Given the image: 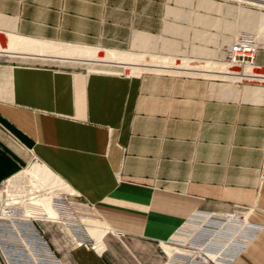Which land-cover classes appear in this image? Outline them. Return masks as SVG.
I'll return each instance as SVG.
<instances>
[{
    "label": "crops",
    "instance_id": "1",
    "mask_svg": "<svg viewBox=\"0 0 264 264\" xmlns=\"http://www.w3.org/2000/svg\"><path fill=\"white\" fill-rule=\"evenodd\" d=\"M90 9L88 0H0V187L38 161L111 231L98 253L78 245L93 241L85 228L39 225L62 264H169L164 248L186 222L235 207L259 229L220 263L264 264V76H116L23 51H104Z\"/></svg>",
    "mask_w": 264,
    "mask_h": 264
},
{
    "label": "rangeland",
    "instance_id": "2",
    "mask_svg": "<svg viewBox=\"0 0 264 264\" xmlns=\"http://www.w3.org/2000/svg\"><path fill=\"white\" fill-rule=\"evenodd\" d=\"M88 2L91 7L88 14L98 18L97 29L99 34H104L101 36L104 45L100 46L102 42H99V48L105 50L68 47V51H62L51 57L61 45L35 43L38 49L43 53L46 52L49 57L33 58V60L54 62L58 66L68 67L69 70L101 71L127 77L145 74L192 76L193 71L216 76H209L210 79H221V75L222 77L226 75L235 81H242L252 75L264 76L263 70H256L258 54L252 66L232 63L227 57L231 45L242 36L251 37L258 48V53L264 51V0H187L184 4L182 0H88ZM204 3L214 4L217 9L208 11L202 6ZM176 10L183 11L185 17L175 19L172 12ZM50 45L57 50L53 51V47L49 48ZM87 50L99 51L101 56L95 58L87 54L86 57L62 55L66 52L85 55ZM115 55L129 57L130 60L107 59L108 56L115 57ZM144 56L148 57V64L143 61ZM62 57H67L68 60ZM133 66L139 68L133 71L131 69ZM37 163L40 162H30L20 174L35 179L39 193L43 194L33 202L36 209L26 213L29 217L35 218L38 225L49 222L63 224L59 221V215L53 213L56 207L55 200H64L66 205L68 202V218H70L68 227L75 224L78 229L85 228L87 237L96 241V251L103 253L105 251L103 237L111 231L96 219V214L92 213L81 199L76 197V192L73 196L69 195L68 191L51 190L48 185L49 180L45 181L43 177L30 174V170ZM233 218L229 217L228 220H234ZM190 221L193 222V219L186 222L182 228L192 227ZM244 228L245 226L240 228L233 238L228 239V242L233 243L238 238L241 241H237L236 244H241L245 239L241 236ZM68 231L70 232V229ZM180 233L181 231L175 235L174 240L179 239ZM164 249L169 250V264H182L171 260V247L165 246Z\"/></svg>",
    "mask_w": 264,
    "mask_h": 264
},
{
    "label": "built area",
    "instance_id": "3",
    "mask_svg": "<svg viewBox=\"0 0 264 264\" xmlns=\"http://www.w3.org/2000/svg\"><path fill=\"white\" fill-rule=\"evenodd\" d=\"M256 51L257 48L251 37L242 36L231 45L227 57L230 62L244 66L252 64ZM10 190L14 201L22 200L20 197L22 191L20 192L19 187H10ZM9 201H12L10 196L8 197L4 193L2 208L11 217L0 219V260L2 264H62L55 251L48 244L37 222L31 219L24 220L19 216L14 217L16 210L21 212L20 204L11 206L8 205ZM55 205L58 209L60 208L62 219L70 220L68 218V202L66 205L64 200H55ZM245 211L241 207H235L225 216H217L215 213H197L200 216H194L192 217L194 221H190L193 228L191 227L190 230L182 229L183 232L180 234L181 237L187 238L186 242L173 243V245L185 250L187 254H176L175 257L182 260L183 264H217L210 258V255L217 256L215 259L218 262L227 260L230 250L241 246V244H236L237 241L240 242L241 240L237 238V241L234 240L223 251H220L223 244H218L217 241H227L233 238L235 233L244 225L245 228L241 235L245 238L244 241L252 235L251 233L254 234L259 229L246 223ZM66 212H68V216ZM229 217H234V220H228ZM235 217L238 219L235 220ZM69 227L74 232L79 230L75 224H71ZM78 245L97 252L94 241L79 240Z\"/></svg>",
    "mask_w": 264,
    "mask_h": 264
},
{
    "label": "bare ground",
    "instance_id": "4",
    "mask_svg": "<svg viewBox=\"0 0 264 264\" xmlns=\"http://www.w3.org/2000/svg\"><path fill=\"white\" fill-rule=\"evenodd\" d=\"M51 47V46H50ZM256 48H257V46H255ZM23 51H31V52H40L39 51V49H38V46L37 45H34V46H32V44L30 45V44H26V45H23ZM66 50V49H65ZM68 50V49H67ZM66 50V51H67ZM82 51V50H81ZM92 51V50H91ZM86 51L85 52V55H81V54H78V53H68V52H66V53H62V55L64 54L65 56H71V57H73V56H75V57H86L87 55H89L90 57H95V58H98V57H100L101 56V53L98 51V52H96V51ZM57 54H59V52H57V51H54L53 53H52V55H51V57H55ZM78 54V55H77ZM87 54V55H86ZM257 54H258V48H257V51H256V54H255V56H253V62H252V64H246L247 66H252V65H254V63H255V59H256V56H257ZM55 55V56H54ZM63 59H68L67 57H62ZM61 59V58H60ZM71 59H74V58H71ZM107 59H115V60H130V58L128 57V58H125V57H123V55H115V57H113V56H108L107 57ZM143 61L146 63V64H148V62H149V59H148V57H144L143 58ZM164 61V60H163ZM162 63V62H161ZM130 66H132V65H130ZM134 67V66H133ZM131 68V69H133V71L134 70H136V69H138L139 67H134V68ZM145 67V66H144ZM252 70V69H251ZM255 72V71H254ZM256 73H258V72H256ZM251 74V73H250ZM23 171V170H22ZM22 171H20L19 173H17L16 175H14L13 177H11V178H9V179H7L4 183H3V185L0 187V219H2V218H9V217H11L9 214H7L6 213V211L4 210V208H2V204H3V202H4V193H6L7 194V196L9 197L10 196V199L12 200V201H9V203H8V205H11V206H13V204H17V203H19L20 204V207H19V209L21 210V212L20 211H18V210H16L15 211V213H16V216H14V217H18L19 216V218H22V219H24V220H27V219H31V220H36L35 218H33V217H29V215L26 213V212H28V211H32V209H36V205H34V201L35 200H37L39 197H42V193L40 194L39 193V190H38V188H37V182H36V180L35 179H33V178H27L25 175H20L21 174V172ZM30 174H32V175H34V176H37V177H43V179L45 180V181H48L49 180V183H48V185L50 186V189L51 190H55V191H59V190H62V191H67V189L65 188V185H63L61 182H60V180L58 179V178H56L55 176H53L49 171H47L40 163H37V164H35L33 167H32V169L30 170ZM19 187V190H20V192L22 191V193L20 194V197L22 198V200L21 201H14L13 199H14V197H12V194H10V187ZM58 200H60V199H58ZM61 201V200H60ZM8 202V201H7ZM17 209H18V207H17ZM55 209H56V211H57V213H58V215H59V221L61 222H63L65 225H67L68 226V221H65V220H63L62 219V214H61V211H60V208L58 209L57 208V206L55 207ZM18 212H20V213H18ZM18 213V214H17ZM58 221V222H59ZM194 221V220H193ZM50 223V222H49ZM38 225V224H37ZM39 226V225H38ZM192 228H193V226H192ZM183 230H187V229H191V227H188V226H185V227H183L182 228ZM180 230L181 231V233L183 232V230ZM179 233V232H178ZM180 233V234H181ZM179 239H177V240H172V245H168V247H171L172 248V257H171V260H174V261H177L178 262V259L175 257L176 256V254H187L186 252H185V250H183L181 247H179V246H177V245H173V243L175 242H182V241H184V242H186V240H187V238L186 237H181V236H179L178 237ZM96 242V241H95ZM216 242V241H215ZM216 243H218V244H223V247H222V249L220 250V251H223L225 248H227L228 247V245H230L231 244V242H228V240L227 241H222V240H219V241H217ZM209 256V255H208ZM210 258L212 259V260H214L215 262H217V264H221L220 262H218L216 259H217V256H215V255H210ZM216 258V259H215ZM178 263H183V262H181V261H179Z\"/></svg>",
    "mask_w": 264,
    "mask_h": 264
}]
</instances>
